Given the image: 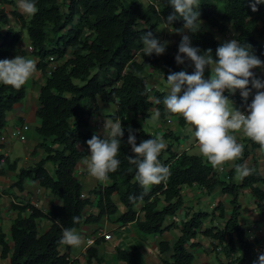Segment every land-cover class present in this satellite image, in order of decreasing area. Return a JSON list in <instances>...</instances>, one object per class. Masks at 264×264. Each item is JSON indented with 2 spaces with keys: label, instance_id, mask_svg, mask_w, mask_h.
<instances>
[{
  "label": "trees",
  "instance_id": "obj_1",
  "mask_svg": "<svg viewBox=\"0 0 264 264\" xmlns=\"http://www.w3.org/2000/svg\"><path fill=\"white\" fill-rule=\"evenodd\" d=\"M3 4L14 6L15 2L0 0V59L10 58L16 52L25 30L27 46L32 47L29 52L36 58V69L46 74L49 56L55 57L56 66L43 77L37 96L35 115L39 123L35 131L40 141L35 147L41 148L43 154L29 166L17 169L16 161L0 153V174L14 172L15 180L9 187L19 191L24 189L25 179L30 178L59 202L51 203L47 212L33 204L13 206L16 213L8 238L0 228V264H73L70 245L61 242L63 230H75L83 223H98L103 216L115 213L120 223L134 221L141 236L177 228L179 235L171 244L166 239L158 241L159 253L169 252L167 264H193V248L200 246L196 240L199 235L217 243L224 242L225 255L230 257L235 253L238 264L250 263L252 242L245 239V211L240 197L244 189L249 190L257 217L264 226V176L257 165L249 166L252 174L240 177L239 181L234 176L238 175L236 165L244 164L252 150L261 148L257 142L243 135L246 143L242 156L233 160L229 170H224L226 177L220 178L215 170L219 165L213 166L202 155L173 150V142L165 140L166 148L158 159L169 167L171 174L165 181L151 185L147 193L138 183L136 168L129 161V156L136 155L127 142L129 127L135 131L137 144L153 137L137 117L157 109L161 112L159 119L168 114L162 103L165 92L148 87L147 68L158 62L165 63V78L170 71H193L190 61L182 68L175 61L181 36L172 46L167 44L161 55L143 54L141 36L145 32L152 31L158 36L157 30L162 25L182 27L184 24L182 18L173 24L166 23L165 18L173 11L167 0H146V3L141 0L128 3L124 0H37L38 10L28 19L15 9L7 12ZM199 11L202 28L191 34L193 45L202 51L211 48L215 55L219 41L210 28L218 32L232 29L234 38L250 44L255 54L264 59V4L253 11L249 0H200ZM11 16L19 28L12 25ZM25 54L20 50V55ZM25 94V85L17 89L0 83V130L6 126L7 112ZM225 95L241 109L246 108L239 90L235 93L226 90ZM253 95L249 96L248 103ZM157 99L161 103L157 104ZM100 102L116 106L121 113L124 136L117 153L120 165L108 174L101 188L85 189L75 169L87 157V140L99 134L90 122L100 112ZM111 117L116 118L114 114ZM165 137L174 138L173 133ZM225 164L226 161L223 168ZM191 186L207 194L219 191L229 199L228 205L222 199L214 201L210 211L187 205L182 190ZM118 204L123 207L122 211ZM89 207L95 211L87 213ZM181 210L183 218L165 223L166 218ZM42 217L48 218L49 226L39 231L38 221ZM73 217L78 219L74 221ZM98 242L96 239L85 251L89 264L102 259ZM116 258L124 264H143L130 249L118 247Z\"/></svg>",
  "mask_w": 264,
  "mask_h": 264
},
{
  "label": "clouds",
  "instance_id": "obj_2",
  "mask_svg": "<svg viewBox=\"0 0 264 264\" xmlns=\"http://www.w3.org/2000/svg\"><path fill=\"white\" fill-rule=\"evenodd\" d=\"M249 2L253 11L264 4V0ZM167 3L173 11L165 18L166 23L173 24L180 18L184 21L182 27L175 28V32L182 34L175 61L179 65L190 61L193 71L182 69L168 73L166 81L169 90L162 103L169 113L181 114L191 125L200 153L213 166L242 156L244 146L232 134L236 131H242L264 149V76L253 71L256 68L264 71V59L255 54L250 44L242 43L236 38L221 42L215 49V55L211 48L202 51L199 46L193 45L191 35L202 28L200 0H167ZM17 4L26 15H33L38 10L37 0H17ZM141 41L143 54L146 55H161L165 53L168 44V41H161L152 31L145 32ZM209 68L212 74L206 77L205 71ZM36 70L35 61L22 55L0 59V83L18 89ZM254 89L256 91L253 95ZM226 90L229 93L239 90L247 110L241 111L230 106L229 96L225 95ZM250 95L253 98L248 103ZM156 103H161V100L157 99ZM160 115L161 112L157 109L153 120ZM104 127L107 129L106 134H93L87 140L90 159L85 161L88 172L101 181L107 179L108 174L120 165L117 153L124 136L119 117L107 120ZM127 142L136 154L129 156V161L135 166L136 179L144 187L145 193L151 185L159 184L170 176L169 167L158 159L161 151L166 148L162 137H151L137 144L135 131L129 127ZM236 169L241 178L253 172L246 163L236 165ZM77 219L73 217L74 221ZM61 242L74 247L85 243L83 237L71 228L63 230ZM253 264H264V253H260Z\"/></svg>",
  "mask_w": 264,
  "mask_h": 264
},
{
  "label": "rangeland",
  "instance_id": "obj_3",
  "mask_svg": "<svg viewBox=\"0 0 264 264\" xmlns=\"http://www.w3.org/2000/svg\"><path fill=\"white\" fill-rule=\"evenodd\" d=\"M141 1L146 3V0H141ZM14 2H15L14 6L11 4H3L4 9L7 12H10L12 9H15V10L19 11L25 17V19H28L31 15L23 14L18 7L17 0H14ZM124 2L128 3V2H130V0H124ZM10 21L14 27L19 28V23L15 20V18L13 16L10 17ZM203 24H204L205 28L209 29V27L207 26V24L205 22ZM175 28H180V27H173V26L168 25V24L162 25L157 30V32H158L157 37H159L161 41H168V45L172 46L173 43L182 35L181 33L175 32ZM210 30L214 34V36L218 39L219 44L221 42H223L224 40L234 38V32L232 29H229L226 32H218L214 28H210ZM27 43H28V40H27L26 32H25V30H23V41L20 45L26 46ZM20 50H23V49H20V47L18 46L16 49L17 55H20ZM24 51L28 52L26 58L33 59L34 61H36L35 60L36 58L34 59L32 54L29 52V49L24 50ZM178 66L180 68L183 67L182 65H179V64H178ZM147 69H148L147 70L148 72H147L146 80H147L148 87L151 90L156 89L159 91H164L165 95H167L169 88H168L167 81L165 78V69H166L165 63L158 62V63L152 65L151 67L147 68ZM253 71H255L257 73V75L264 76V71H261L259 68L253 69ZM46 74L40 73V76L46 77ZM211 74H212L211 68L206 69L205 76L207 77ZM27 91H29V86H27ZM229 104H230V106L234 105L233 102L230 100H229ZM100 109H101L100 112L98 114H95L92 117V119L96 120V122H97L96 123L95 121H93V123L91 124V125L94 124L93 126H95V123L98 124L99 121H103L104 125H105L107 120L112 119L111 115H113V114L116 117H119V118L121 117V113L119 111H116L114 105H112V104H106V103L100 102ZM165 110H166V106H165ZM151 111L156 112L154 110H151ZM149 116H150V113H148V115H139L137 117V120L141 123V125H143L144 129L147 131V133L149 135H151L153 137H162L164 140H171V139H168L169 137L166 138L165 135L179 131V133L184 135L183 138L185 137L186 140L188 138V142L191 143L194 141V139H195L193 136L194 129H192L191 125L184 119V117L181 114L168 112V114L163 119L158 118L156 120H153L154 115L152 117H149ZM167 118H170L172 120V123H167L166 122ZM181 120H183V123H181ZM164 125H165V128L163 127ZM174 129H175V131H174ZM95 130L96 131L99 130L101 132L99 134H106V131H107V129L104 126L98 128V129H95ZM27 132H28V137L24 141H22V140H20L14 136L13 140L11 141L12 150L9 153L11 159H14L15 157H19L20 160H23L22 164H21L22 167L29 166L35 160L34 156H32V155L36 151V148H37V146H36L34 148L35 149L34 151L30 150V152L27 151L24 153L25 146H27L29 144V140L33 139L35 136H37L36 131H35V126L33 123L30 125V129L27 130ZM29 135H30V137H29ZM234 135L236 136L237 141L239 143H241L243 145L246 143L245 138L242 137L243 133L240 134L239 131H237V134H234ZM178 137H180V136L178 135ZM178 137H175L174 139H177ZM183 138H182V140H183ZM8 142H9V133L7 134V143L5 145H3L0 149L4 150L5 149L4 147L9 146ZM185 146H187L189 148H193V147H198V144L196 141V142H193V144L191 143L189 146H188V144ZM252 151H254V150H252ZM193 152H197V153L200 152L199 148H196V149L194 148ZM199 155H202V154L200 153ZM251 157L252 156H250L249 159L248 158L246 159L247 163L252 162ZM263 161L264 160H262L261 162H263ZM231 165H232V162L230 163V162L226 161L225 169L228 171L229 167H231ZM47 166L50 169H52V166L50 164H48ZM215 170H216L218 177H220V178L226 177V171H224V170L220 171L218 168H215ZM84 176H87L86 180L83 179L84 177H82V176H80L79 179L83 183V186L85 189H89V188L94 187L96 190H98V188L102 187V183H99V180L97 178H95L94 176H92L91 177L92 179L90 180L91 174L84 175ZM234 180L239 181L240 176L239 175L234 176ZM9 184H12V183H9ZM1 187L2 186L0 185V188ZM263 187H264V185H263ZM193 189L195 191H199V193H200V196L199 195L197 196V203L195 205H192V207H194L196 209L201 208V209H206V210L210 211L213 208V202L210 203L207 200L206 195H209L208 196L209 200L214 199V201H217L218 199H222L225 203L229 200L228 198L222 196L219 193V191H217V190L213 191L211 194H207L201 190H197L199 188L193 187ZM17 190L18 189L16 187H8V190H6L5 192L10 191L11 195L12 194H14V196L16 195L15 196L16 201L20 202L21 204H26V205L27 204H33L35 206H36V204H38L40 206V208L46 207L48 204V202H46V199H45V197H46V195L44 194L45 192H43V190L44 191H47V190L43 189L42 187L40 188L38 186V184L35 185V188L33 185H30V188L25 187L23 189L25 191V193H23V194L17 192ZM23 190H21V191H23ZM41 190H42V192H41ZM186 190H187V187H186ZM210 196H212V197L210 198ZM1 199H2V196L0 195V202H1ZM240 199L242 202L243 210L247 212L249 218L254 219L251 221L258 224L259 226L262 225L261 219H259L257 217L258 212L255 210V206L253 203V197L250 194L248 189L243 190V193H242ZM4 202H5L4 204L6 205V207H10L11 209L15 210L13 207L14 205H16L15 203H12V201H10V200L4 201ZM118 205L120 206L119 209L123 210V207L120 204H118ZM226 205H228V202ZM94 210H95V208L89 207L86 212L89 213L90 211H94ZM7 211H9V209ZM28 211L29 210H25L24 213H28ZM12 214H14V213H12ZM117 214L118 213L112 214L110 216L109 215L103 216L101 218L99 224H97L95 226L94 225L91 226V228H92V230L90 231L91 235L88 237L94 238V236H98L95 238L99 239L97 246L100 247L101 250L104 246L105 241H113L116 238L120 237L121 229L117 228V225H116V222H118L117 221V216H118ZM176 215H178V218L180 220L181 218H183V211L178 212ZM171 221H172V219L170 217H168V218H166L165 223L167 224V223H170ZM246 221L247 220H245V225L248 224L247 223L248 221L247 222ZM41 223H42V221L39 220L38 225L40 226ZM204 224L208 225V221L207 222L205 221ZM108 231H110V233H111V238L108 240L105 239L104 236L99 235L102 232H108ZM146 236H148L147 241L151 240L152 236L151 237H150V235H146ZM198 237L202 238V240H204V241H202L203 242L202 245L200 244L201 248L198 251L202 252L201 254L208 256L207 259L210 258V263L215 264L217 261L220 262L221 259H223L224 260L223 264H238L237 260L234 259L236 256L235 253H231L230 257H227L225 255V251H224L225 243L224 242L223 243H217L216 240L211 239L209 237H204L203 235H199ZM169 238L175 240L177 237L175 234L174 235L171 234L169 236ZM95 240H94V242H95ZM86 249H85V251H86ZM143 251H144V249H141L140 253L143 255V257L146 258L147 255ZM195 252L197 253V251L194 250V253ZM85 253H84V258H82L81 260L80 259L74 260V258H73L72 259L73 264H76L77 262H79L80 264H89L86 261ZM198 254L199 253L195 254L194 264H201L200 255H198ZM140 257H139V259H141V261H142L143 258H142V256H140ZM146 260L148 261L149 258H146ZM104 262H106V264H124L123 262L116 261L114 259V257H111V256H107L106 259L102 258L99 263L96 262L95 260H92L90 264H105Z\"/></svg>",
  "mask_w": 264,
  "mask_h": 264
},
{
  "label": "crops",
  "instance_id": "obj_4",
  "mask_svg": "<svg viewBox=\"0 0 264 264\" xmlns=\"http://www.w3.org/2000/svg\"><path fill=\"white\" fill-rule=\"evenodd\" d=\"M26 46L20 45L19 47H20V49L27 50ZM25 52H26V54L24 57H27L28 52L27 51H25ZM16 55H17L16 52H13L12 55L10 56V58H14ZM35 63H36V61H35ZM40 73H41V71L39 69H37L36 72L33 74V76L31 78H29V80L24 84L26 87V94L21 101H19L18 103H16L14 105V107L11 111L7 112V114H6V122L7 123H6L5 128L2 129L3 132H6L7 134L9 133V142H8L9 146L4 147L5 148L4 150L0 149V153H3L5 156H8V158L11 161H16L17 169L22 166L21 164H22L23 160H20L19 157H15L14 159L10 158L9 153L12 150L11 141L14 138V136H12V134H11V131H12V127L18 122H23V121L27 122L29 124V129H30V125L32 123L34 124L35 127H36V125H38L39 120L35 115V110L38 106L37 96H38L39 88H40L41 83L43 82V77L40 76ZM205 73H206V71H205ZM27 86H29V91H27ZM233 104H234L233 106L239 108L240 110H243L240 108V106L237 103L233 102ZM114 107H115V110L118 111L117 107L116 106H114ZM165 111L168 112L167 109ZM153 115H155V112L151 111L149 117H152ZM93 121H96V120L92 119L90 123L92 124ZM163 127L165 128V125ZM174 131H175V129H174ZM99 133H101V132L99 131ZM239 133L242 134V131H239ZM233 134H237V131L234 132ZM25 135L27 138L28 137L27 131L25 132ZM178 135L180 137H178ZM173 136H174V138L178 137L177 139L173 138L172 140H170L174 144L173 150H176L179 152L180 151H186L188 153H194V154H198V155L200 154V152H198V153L193 152L194 148L195 149L199 148V146L193 147V148H189V147L185 146L187 144H188V146L191 143L193 144V142H196V139H194V141L190 143V142H188V138H187V140L185 137L183 138L184 135L179 133V131L173 133ZM29 137H30V135H29ZM182 138H183V140H182ZM39 141H40V137L38 135L35 136L33 139H30L29 144L27 146H25L24 153L27 151L30 152V150H33L35 145ZM41 155H42L41 148H36V151L33 153L32 156H34V158L36 159ZM250 156H252L251 157L252 162L247 163L246 159L247 158L249 159ZM247 158L245 159V163L248 166L257 165L259 167L261 173L264 176V161L261 162L262 160H264V149L255 148L254 151L250 152V154ZM88 159H90L89 149L87 150V157L84 160L80 161L78 163L76 169H75V175L78 178H80V176H82V177H84L83 179L86 180L87 176H84V175L90 174L87 170V165L85 163V161ZM228 162L233 163V160H230ZM223 170H225V168ZM91 177H92V175L90 176V180L92 179ZM14 180H15V173L12 171H6L4 174H0V185L2 186L0 188V195L2 196V199L0 202V228L6 233L7 238L9 236L10 223H11V220L16 213V210L11 209L10 207H6V205L4 204L5 203L4 201L10 200V201H12V203L21 204L20 202L16 201V199H15L16 195L15 196H14V194L11 195L10 191L5 192L6 190H8V187L10 185L9 183L14 182ZM99 183H102V185H104L106 182H105V180H103V181L99 180ZM30 185H33L35 188V185H37V183H36V181L34 182L33 180H31L30 178L25 179L24 188L25 187L30 188ZM193 187L197 188V186H191V187H187V190H186V187L183 188V190H182V192L184 194V198L186 200L185 203L187 205H191V206L195 205L197 203V196L198 195L200 196L199 191H195L193 189ZM197 190H199V189H197ZM17 192H19L21 194L25 193L24 190L23 191L17 190ZM41 192H42V190H41ZM43 192H45L44 193L46 195L45 199H46V202H48V204L46 207H42L41 209L44 212H47V208L51 203H58L59 201L56 198H54L48 190L47 191L43 190ZM206 196H207V200L210 203L214 202V199L209 200V197H208L209 195H206ZM211 197L212 196H210V198ZM36 206L40 208V206L38 204H36ZM119 208H120V206H119ZM8 209H9V211H7ZM242 209H243V206H242ZM119 211H122V210L119 209ZM12 213H14V214H12ZM243 219L247 220L248 222H250L251 220H254V219H251L248 217V214L246 211L243 214ZM40 220L42 221V223L40 226L38 225L39 231H43L49 226V220L47 217H42ZM99 222L98 223H83L77 229H75V231L83 237L85 243L82 244L80 247H74V246L70 245V254H71L70 260L71 261L73 258H74V260L75 259L81 260L82 258H84L86 239L88 238V236L91 235L90 234V231L92 230L91 226H93V225L95 226V225L99 224ZM116 225H117V228L121 229L120 237L116 238L113 241H105L103 248L101 247L102 250L100 249V247H98L100 249L99 250L100 256L102 258L106 259L107 256H111V257H114V259L116 261H118L116 258V249L119 247V248L130 249V250L135 251L139 257L142 256V258H143L142 263L143 264H167L166 260H167V258H169V252L159 253L158 241H160L161 239H166L169 241V244H171L174 241V239H170L169 236L171 234H173V235L175 234L177 237L179 235V230L177 228H170L168 230H165L162 234H149L150 237L152 236V238H151V240L147 241L148 236H141L137 233L136 225H135L134 221H131L128 223L116 222ZM196 240L199 241L201 245L203 243L202 241H204V240H202V238H199V237ZM93 244H94V242L92 244H90V246ZM200 248H201L200 246L194 247L193 253H194V250L197 251V253H199L198 255H200L201 264H212V263H210V258L207 259L208 256H205V255L201 254L202 252L198 251ZM141 249H144L143 252L147 255L146 258H149L148 261L140 253ZM197 253L196 252L194 253V257H195V254H197ZM104 263L106 264V262H104ZM223 263H224V260L221 259L220 262L217 261L215 264H223ZM76 264H80V263L77 262ZM193 264H194V261H193Z\"/></svg>",
  "mask_w": 264,
  "mask_h": 264
},
{
  "label": "built area",
  "instance_id": "obj_5",
  "mask_svg": "<svg viewBox=\"0 0 264 264\" xmlns=\"http://www.w3.org/2000/svg\"><path fill=\"white\" fill-rule=\"evenodd\" d=\"M27 48L29 49V51L32 49V47L30 45H28ZM55 66H56L55 57L49 56L48 57V65L46 66V70H45L46 73L50 74V72L55 68ZM246 110L247 109L245 108L241 111H246ZM166 122L172 123V120L170 118H167ZM96 123H95L94 129H98V128L104 126L103 121H99L98 124H96ZM93 125H91V126H93ZM28 129H29V124L27 122H24V121L18 122L12 127L11 134H12V136H15L18 139L24 141L26 139L25 132ZM6 143H7V134H6V132H3L2 130H0V144L5 145ZM216 168H218L220 171H223V169H224L222 165H219ZM81 196H84V194H81ZM213 206H214V203H213ZM170 218L173 221L179 220L178 215H176V214L172 215ZM244 233H245V239L252 242V248H251V261H250V263H243V264H253V261L258 259L259 254L264 253V226L263 225L259 226L258 224L254 223V222H250V223L245 225ZM99 235L104 236V238L107 240L111 238L110 231L102 232ZM95 237H98V236H94V238L88 237L86 239L85 249L90 245L87 243V241H91L93 243L94 240L96 239ZM239 255H241V254H239Z\"/></svg>",
  "mask_w": 264,
  "mask_h": 264
}]
</instances>
